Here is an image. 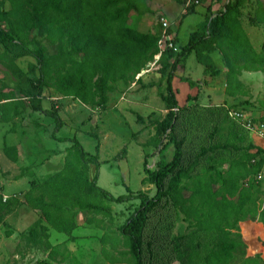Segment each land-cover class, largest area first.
Masks as SVG:
<instances>
[{
    "label": "trees",
    "instance_id": "obj_1",
    "mask_svg": "<svg viewBox=\"0 0 264 264\" xmlns=\"http://www.w3.org/2000/svg\"><path fill=\"white\" fill-rule=\"evenodd\" d=\"M5 1L9 8L0 10V41L15 48L14 57L28 55L35 60L21 93L32 110L54 117L56 130L61 126L57 110L41 106L45 88L104 110L107 92L113 91L117 82L125 87L139 84L143 89L164 83L161 98L167 109L160 119L154 112L149 114L154 118L155 133L142 143L159 150V159L151 168L146 166V159L143 161L145 176L141 183L154 186L152 195L127 189L126 194L113 196L97 185L98 145L92 154L75 137H55L72 145L66 148L62 167L40 182L31 180L23 194L25 203L41 213L19 234L24 246L48 252V260L55 251L49 229L71 237L79 225V214L85 212L83 224L103 230L101 255L110 264H158L168 251L178 264H188L193 242L188 234L175 238L164 235L181 214L193 234L207 235L205 264H232L235 253L245 249L237 233L238 223L251 218L264 225V187L258 178L264 150L249 141V132L231 119L225 108L245 110L239 103L248 100L205 108L197 103L179 107L172 79L191 52L205 74H219L221 69L211 56L219 51L225 67V94L233 99L247 95L239 79L241 71L264 72V43L257 50L241 22V7L252 1L225 0L214 16L209 15L190 32L183 45L177 44L169 23L166 32L173 46L166 45L156 62L162 32L160 15L150 31L141 32L136 27L144 15L155 13L149 6L151 0H1L0 4ZM195 5L192 2L187 6L181 19ZM254 5L251 23H264L263 3L256 0ZM157 63L159 67L153 71ZM155 75L157 80L146 82ZM182 80L190 86L195 84ZM190 98L187 96V101ZM185 111L189 129L180 134L177 122ZM136 120L142 121L141 116L136 114ZM229 133L230 140L219 139ZM168 148L172 149L170 159L165 153ZM11 150L15 159V147L4 148L7 154ZM55 153L47 151L48 155ZM91 166L95 168L93 174ZM128 201L134 205L124 221L115 225L111 203ZM18 203L14 196L4 200L0 196V222ZM199 245L198 239L195 246Z\"/></svg>",
    "mask_w": 264,
    "mask_h": 264
},
{
    "label": "rangeland",
    "instance_id": "obj_2",
    "mask_svg": "<svg viewBox=\"0 0 264 264\" xmlns=\"http://www.w3.org/2000/svg\"><path fill=\"white\" fill-rule=\"evenodd\" d=\"M224 1L225 0H219L221 7H223ZM251 1L252 2L248 1V3H245L241 7V22L244 29L248 32L252 45L257 48V50H260L262 44L264 43V23H251L250 19L254 15L253 10L256 0ZM260 1L264 5V0ZM157 2L159 5H162L164 0H157ZM199 3H196V5L190 10V13L195 12L191 15V18L194 19V24L190 25H193L192 29H195L196 21L201 19V14L198 13L199 11L197 12V9H202L204 4ZM4 6L8 9V2ZM170 11L172 12L173 10L171 9ZM164 17L166 18V16ZM151 18L152 17H149L148 22L144 21L141 29H143V27L145 29L151 24ZM175 20L177 21V18ZM157 21L158 14H156L153 18L154 26ZM175 27L176 26L173 28ZM180 43H184L183 40H180ZM211 56L218 68H220L221 71L223 70L222 73L224 74L225 67L222 65L220 52L215 51ZM237 64H239L238 61ZM200 66L201 65L196 62L194 55L191 54L186 58L184 66L175 72L176 78L173 90L179 107L184 105L192 106L194 103L199 104L202 108L220 105L217 100L210 98V96L206 93L205 88L207 87L204 86L207 84H204L205 82H203V80L196 81L197 83L193 81L195 83L193 86L185 84L188 82H184L182 80L194 79L199 74L198 69ZM158 67V63L155 64L154 67L152 66L153 71H156ZM186 69L193 73L190 77L184 76L185 73L187 75ZM245 72H249L252 75V77L248 79L250 81L251 88H247V92L256 98L255 101L257 103L255 101L252 102V99H245L248 100V102L244 103V101L243 103H239V105L245 106L247 108L245 111L250 114V116L254 117L257 115V107L264 108V72ZM249 73H244V75ZM157 79V75H155V79L149 77L146 79V82H149V80L154 82V80ZM198 82L202 83L198 84ZM183 85L186 87L189 86L187 90ZM114 87L115 89L113 91L107 92L108 100L106 103V109L104 110L90 106L85 107L80 102H77L76 106L72 105V110L68 112V116L72 117L71 137H75L88 153L94 154L95 146L98 145L100 164L97 169V185L104 188L113 196L126 194L127 189H130L131 191L143 190L152 195L155 190L154 186L151 184L141 183L142 178L145 176L143 161L146 159V166L151 168L154 165V162L159 159V150L158 147L156 148L142 143L149 141L155 133V125L153 123L154 118L149 117V114L154 112V117L160 119L167 112L165 102L161 98V93H165V84L163 83L159 86L157 85L156 87L143 89L139 84L134 85L131 83L129 87H125L121 82H117L114 84ZM187 96L191 97L189 101H187ZM222 97L223 93L220 91L213 98L220 99ZM242 100L244 99L237 97L236 99H233V101L225 100V103H238ZM185 113L187 114V111L184 112L183 117L177 122L180 134L189 129L185 122ZM136 114L141 116L142 121L136 120ZM52 118L54 119V117ZM59 128L56 130V122L54 119V128L52 130L54 138L56 137L55 133H57ZM224 132L225 130L222 133L224 134ZM214 139L217 140L215 137ZM219 139L230 140V133L223 135ZM48 150L49 149L41 148V155L47 156ZM165 153L167 159L172 157L171 148H168ZM94 171V166H91L90 173L93 174ZM259 176L261 186L264 187V179H262L263 177L261 172ZM133 202L135 204L138 203L137 200H134ZM112 205L113 207L111 208L114 223L115 225H118L124 221L126 215L130 211V207L134 204H130L128 201L124 203H111V206ZM85 216H87L85 212L80 213L78 220L84 221ZM242 221L245 222L238 223L239 229L237 233L239 234V239L245 244V249L243 253H235L232 264H263L264 225H260L259 222L256 224L251 223L248 219H244ZM4 225L6 226H3L0 229L1 232H3H0V237H3L2 235H4L8 230L9 226L6 223ZM181 234H188L189 239L193 241L190 243L188 264H205L204 256L209 250V244L207 243L208 240L205 239L207 235L201 236L199 234H193V232L186 227V223L181 220L180 214L175 217L173 224L170 226V231L168 230V232H164V235H168L167 238H175ZM198 239L200 240V245L195 246V241ZM21 242H18V245L16 246L10 245L6 247L7 258H0V264L1 262L3 264H54L50 261V259L47 260L44 252L36 249L34 250L32 248H26L21 244ZM162 253H165V251ZM64 260V264H77L76 259H70L67 255H64L62 258V263ZM83 260L88 261V259ZM100 260L104 261L101 258L94 259L90 262H93L92 264H96ZM158 264H178V262L174 255L169 256L168 251L165 258H163V260Z\"/></svg>",
    "mask_w": 264,
    "mask_h": 264
},
{
    "label": "crops",
    "instance_id": "obj_3",
    "mask_svg": "<svg viewBox=\"0 0 264 264\" xmlns=\"http://www.w3.org/2000/svg\"><path fill=\"white\" fill-rule=\"evenodd\" d=\"M6 3H4V5H6ZM200 3L204 4V6L202 9H197V12L199 11L198 13L201 14V19H197L196 26L204 22L209 15L214 16L222 8L219 1L216 0H202ZM4 5L2 6L0 4V10L7 9ZM149 6L155 13L152 15L146 14L139 19L136 24L137 29L141 32H148L154 26L153 18L156 14L163 17L166 16L171 28L176 26L173 28V32L176 36L177 44H185L188 35L194 30L192 29L193 25H190L194 24V19L191 18V15L195 12H191L181 19V14L185 11V7L175 0H164L162 5H159L157 0H151ZM171 9L173 10L172 12L170 11ZM149 17H152L151 24L145 29L144 27L141 29L144 21L148 22ZM176 18L177 21L175 20ZM260 24L263 23L261 22ZM1 25L4 26V22H1ZM246 33L248 35L247 31ZM180 40H183L184 43H180ZM13 51H15L14 47L5 45L0 41V196H2L3 200L9 196H14L19 200L18 205H16L12 211L5 214L0 222V229L6 226L4 225L6 223L9 226L7 231L11 232V234L7 236L6 231L5 234L2 235L3 237H0V258L4 259L7 258L6 247L10 245L16 246L18 242L21 241V244L24 245L23 240L19 238V234L40 217V211L29 207L23 198V194L30 187V181L34 180L40 182L46 176L57 172L62 167L66 148L72 145L71 141H60L53 137L52 130L54 128V119L52 117L40 111H34L28 106V100L23 96L21 90L25 85L24 83H28L27 79L31 75L30 64L34 63L35 60L28 55L16 58L13 56ZM191 54L195 57L193 52L189 55ZM185 60L183 61L184 63ZM184 63H182L176 71H178L179 68L181 69ZM186 71L187 75L186 73L184 74L186 77H190L191 74H193L188 69H186ZM245 71L248 70L241 71L239 79L246 87L247 91V88H251L248 79L251 78L252 75ZM198 72L199 74L194 79H191V81L196 82L203 80V82H205L204 84H207L204 87H207L205 91L210 98L217 100L219 104L225 103V100L233 101V98L225 94L223 70L217 75L209 76L205 74L204 67L201 65ZM244 73L249 74L244 75ZM175 78L176 76L172 79L173 89ZM199 83L202 82H198V84ZM185 84L188 85V83ZM183 86L186 90L189 87ZM220 91L223 93V97L220 99L213 98ZM239 97L244 100L252 99V102L256 99L249 93ZM77 102L79 101L73 99L71 96H63L52 89H43L41 96L42 108L49 109L53 106L61 119V126L57 133H55L56 137L72 138V117L68 116V112L72 110V105L76 106ZM84 106L86 107V105ZM256 109L257 115L255 117L264 118V108L257 107ZM248 139L256 147H260L264 150L263 138L249 133ZM5 147H15L17 151L15 159H13L14 150L9 151L7 154L4 151ZM41 148L55 150L56 153L42 156ZM261 173L262 179H264V164ZM260 204L262 205V203ZM111 207H113V205ZM248 221L254 224L259 222L260 225H263L258 219L252 220L248 218ZM244 222L245 221L239 223ZM78 223L79 225L73 230L71 237L52 228L49 229V241L55 250L53 256L49 258L50 261L54 264H64L65 260L62 263V258L64 255H67L70 259H76L77 264H92L93 262L90 261L101 258L104 261L100 260L96 264H110V262L103 259L101 255L100 237L103 234V230L92 225L83 224L81 220H78ZM47 253L48 252H45L46 258L48 256ZM83 259H88V261H84ZM1 264L3 263L1 262Z\"/></svg>",
    "mask_w": 264,
    "mask_h": 264
},
{
    "label": "built area",
    "instance_id": "obj_4",
    "mask_svg": "<svg viewBox=\"0 0 264 264\" xmlns=\"http://www.w3.org/2000/svg\"><path fill=\"white\" fill-rule=\"evenodd\" d=\"M199 3L197 0H185L184 2V7L186 8L189 6L191 3ZM159 22L161 23L162 26V32H161V37L158 40L157 46H158V53L155 55V62L159 58L161 52L163 49L166 47H172V42H171V36L167 34L166 30L169 25V21L167 18L160 16L159 17ZM168 40V44L165 43V41ZM154 65V62L151 64ZM226 111L228 116L233 119L235 122L239 123L243 128H245L249 133L255 134L259 136L260 138L264 139V118H257L250 116L245 110L243 109H232L225 105ZM260 178V176L258 177Z\"/></svg>",
    "mask_w": 264,
    "mask_h": 264
},
{
    "label": "water",
    "instance_id": "obj_5",
    "mask_svg": "<svg viewBox=\"0 0 264 264\" xmlns=\"http://www.w3.org/2000/svg\"><path fill=\"white\" fill-rule=\"evenodd\" d=\"M141 73H143V71Z\"/></svg>",
    "mask_w": 264,
    "mask_h": 264
}]
</instances>
